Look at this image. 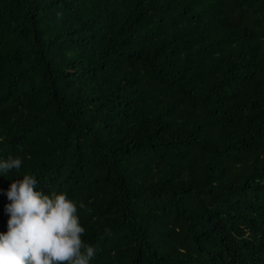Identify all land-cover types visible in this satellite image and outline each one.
Segmentation results:
<instances>
[{
	"label": "trees",
	"instance_id": "trees-1",
	"mask_svg": "<svg viewBox=\"0 0 264 264\" xmlns=\"http://www.w3.org/2000/svg\"><path fill=\"white\" fill-rule=\"evenodd\" d=\"M9 155L0 233L29 174L91 264H264V0H0Z\"/></svg>",
	"mask_w": 264,
	"mask_h": 264
},
{
	"label": "clouds",
	"instance_id": "clouds-1",
	"mask_svg": "<svg viewBox=\"0 0 264 264\" xmlns=\"http://www.w3.org/2000/svg\"><path fill=\"white\" fill-rule=\"evenodd\" d=\"M22 164L19 156L9 155L0 160V174L18 172ZM38 186L35 175L25 174L5 192L10 218L7 232L0 233V264H91L96 249L82 239L85 228L76 202L63 192L36 191Z\"/></svg>",
	"mask_w": 264,
	"mask_h": 264
}]
</instances>
